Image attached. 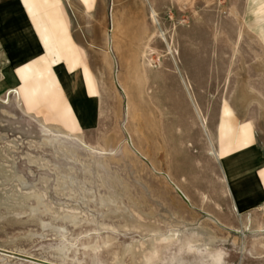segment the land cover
<instances>
[{
    "label": "rangeland",
    "instance_id": "obj_1",
    "mask_svg": "<svg viewBox=\"0 0 264 264\" xmlns=\"http://www.w3.org/2000/svg\"><path fill=\"white\" fill-rule=\"evenodd\" d=\"M112 2L72 18L102 90L90 126L55 119L47 80L29 103L0 70V264H264V202L236 209L216 150L227 106L264 140V0H118L123 51L143 70L130 82L113 50ZM202 225L217 236L214 258L186 246L212 236Z\"/></svg>",
    "mask_w": 264,
    "mask_h": 264
},
{
    "label": "crops",
    "instance_id": "obj_2",
    "mask_svg": "<svg viewBox=\"0 0 264 264\" xmlns=\"http://www.w3.org/2000/svg\"><path fill=\"white\" fill-rule=\"evenodd\" d=\"M98 6L99 0H0V70L16 74L29 103L39 100L47 80L44 93L57 94L50 103L60 111L55 119L70 130L90 126L101 112L102 90L82 42L84 28L79 32L73 24L75 13ZM42 54L44 64L29 63ZM237 117L231 106L221 109L216 150L234 205L245 212L264 202V140Z\"/></svg>",
    "mask_w": 264,
    "mask_h": 264
},
{
    "label": "bare ground",
    "instance_id": "obj_3",
    "mask_svg": "<svg viewBox=\"0 0 264 264\" xmlns=\"http://www.w3.org/2000/svg\"><path fill=\"white\" fill-rule=\"evenodd\" d=\"M119 3H118V0H113V2H112V4H113L112 10H111V29H112V39H113L112 43H113L114 52L118 56V58L121 61V63L126 66V71H125L126 72V79L129 81L130 79H133L135 77L137 78V75H139L143 70L140 69V68H137V65H136L137 63H135V59L131 55H126L124 53V51H123V48H122L121 44H122V41H123L125 33L123 32V26H122V23H121L122 16H121L120 11L118 9L119 8V5H118ZM105 10H106V8H105V5H104L101 16L106 20V18H105V16H106ZM104 25H105L106 29H108L106 24H104ZM105 33H106L105 34L106 35L105 36V40H104V47H105L104 52L105 53H104V56H103V62L109 67L112 79H114V77H115L114 70L115 69H114V62H113V59H112V50H111L112 48H111V44H110L111 42H110V39L107 36L108 35L107 30H106ZM141 50H142V55H144V53H145L144 50L143 49H141ZM135 65H136V67H135ZM2 72L3 73L5 72V76L7 78H12V79L16 78V74L11 73L6 68H4V69L2 68ZM127 80L124 82V85H123V89H124V91L126 93H127L128 89L130 90V87L128 86ZM8 90H10V94L14 93V92H18L16 87H11ZM129 93H131V92L129 91ZM129 112H130L131 118L133 119L134 123H136L135 126L138 128L139 131H141V128H140V125H139V123L141 121V117H142L141 106L138 105L135 101H133L131 99L130 102H129ZM262 115L264 117V106L262 107ZM205 122H206V119H205ZM214 154L216 155L215 152H214ZM167 159H168V153H167L166 145L164 143H162L161 148H160V161H161V163H162V165H163V167L165 169H167ZM181 194L187 200V198L184 196V194L182 192H181ZM250 223H252V221H250ZM251 225L253 227L254 224H251ZM202 226H203V229L205 231L210 232V234L212 236L207 237V238H205V237L200 238L199 237V238H196V239H193V240H188L187 243H186L187 248H189V249H198L199 248V252H200L201 249H204L205 251H207L211 247V245L213 244V239H215V238L217 239V236L215 235L214 230H211L210 227L207 228L206 225L205 226L202 225ZM246 227L247 228L250 227V224L247 223ZM259 227H261V226L258 225V228ZM200 233H201V230L199 229V234ZM176 236H177V232L176 231H172V232L164 234V235L162 234V236H160L158 238L162 242H169L170 240H174ZM198 241H199V243H197ZM207 255L212 257V258H214L216 256V255H214V253H210L209 250L207 252Z\"/></svg>",
    "mask_w": 264,
    "mask_h": 264
}]
</instances>
